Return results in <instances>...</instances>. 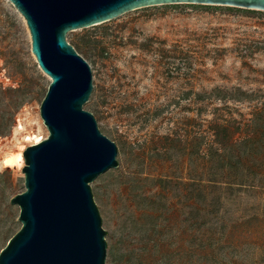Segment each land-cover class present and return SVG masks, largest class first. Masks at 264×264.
<instances>
[{"label":"rangeland","instance_id":"rangeland-1","mask_svg":"<svg viewBox=\"0 0 264 264\" xmlns=\"http://www.w3.org/2000/svg\"><path fill=\"white\" fill-rule=\"evenodd\" d=\"M93 88L85 111L117 149L91 182L105 264H264V138L221 172L203 155L210 123L252 130L264 102V12L171 4L69 32ZM24 19L0 0V252L21 228L22 152L45 139ZM241 174L246 187H227Z\"/></svg>","mask_w":264,"mask_h":264},{"label":"water","instance_id":"water-1","mask_svg":"<svg viewBox=\"0 0 264 264\" xmlns=\"http://www.w3.org/2000/svg\"><path fill=\"white\" fill-rule=\"evenodd\" d=\"M8 1L24 19L31 52L50 79L40 106L49 135L22 153L25 191L10 199L21 228L1 250L0 264H105V232L90 184L117 168V149L83 109L92 73L66 35L144 7L201 4L264 12V0Z\"/></svg>","mask_w":264,"mask_h":264},{"label":"trees","instance_id":"trees-1","mask_svg":"<svg viewBox=\"0 0 264 264\" xmlns=\"http://www.w3.org/2000/svg\"><path fill=\"white\" fill-rule=\"evenodd\" d=\"M252 130H249L245 135H237V130L241 127H234L226 122L210 123V132L212 140L207 142V147L203 151V155L209 160L216 159L221 166V172L232 169L239 170L238 163L241 162V154L246 151L248 146H253L254 142L260 141L264 138V102L262 106L255 113L254 121L252 124ZM248 179H245V175L241 174L233 182L227 183V187L233 189V187L247 186Z\"/></svg>","mask_w":264,"mask_h":264},{"label":"bare ground","instance_id":"bare-ground-1","mask_svg":"<svg viewBox=\"0 0 264 264\" xmlns=\"http://www.w3.org/2000/svg\"><path fill=\"white\" fill-rule=\"evenodd\" d=\"M35 58V57H34ZM36 60V59H35ZM37 63V62H36ZM38 66V65H37ZM39 68V67H38ZM40 69V68H39ZM41 71V70H40ZM42 72V71H41ZM43 73V72H42ZM44 74V73H43ZM42 141V140H41ZM41 141H39V142H41ZM39 142H37V143H39ZM36 144V143H35ZM23 153V152H22ZM22 159H23V157H22Z\"/></svg>","mask_w":264,"mask_h":264}]
</instances>
